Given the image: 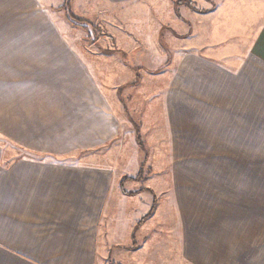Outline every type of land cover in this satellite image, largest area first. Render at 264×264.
Here are the masks:
<instances>
[{
    "label": "crops",
    "instance_id": "0c3cea01",
    "mask_svg": "<svg viewBox=\"0 0 264 264\" xmlns=\"http://www.w3.org/2000/svg\"><path fill=\"white\" fill-rule=\"evenodd\" d=\"M51 1L0 0V264H264V0H214L134 96L96 86ZM128 134L198 159L167 168L165 232Z\"/></svg>",
    "mask_w": 264,
    "mask_h": 264
},
{
    "label": "rangeland",
    "instance_id": "374dc122",
    "mask_svg": "<svg viewBox=\"0 0 264 264\" xmlns=\"http://www.w3.org/2000/svg\"><path fill=\"white\" fill-rule=\"evenodd\" d=\"M212 1L52 0L50 3L61 15L64 38L77 46L79 55L92 68L96 86L101 90H119L122 86L123 90H132L133 95V90H158L169 65L166 57L183 50L181 36L198 27L196 18L215 7ZM130 104V115L138 120L142 115L140 105L136 109L132 101ZM2 138L5 137L0 135ZM123 145L128 155L138 152L139 165L143 166L141 178H147L152 167L154 171L151 179L142 180L144 185L156 188L157 194L156 213L144 230L165 232L167 217L173 210L170 202L173 200L174 204L178 197L176 187L174 193L170 190L172 176L166 174L167 168L177 167L176 177L181 178L182 170L198 165V159H176L173 165L171 160L161 157V151L153 150L151 154L152 150L148 153L144 147L148 154L145 159V152L130 134Z\"/></svg>",
    "mask_w": 264,
    "mask_h": 264
},
{
    "label": "trees",
    "instance_id": "16d2710c",
    "mask_svg": "<svg viewBox=\"0 0 264 264\" xmlns=\"http://www.w3.org/2000/svg\"><path fill=\"white\" fill-rule=\"evenodd\" d=\"M137 138H138V142H139V144L140 145H142L143 143L141 142V137H140V134H139V132L137 133ZM152 212H150L149 214H151Z\"/></svg>",
    "mask_w": 264,
    "mask_h": 264
}]
</instances>
